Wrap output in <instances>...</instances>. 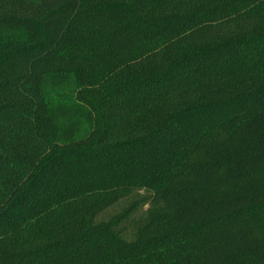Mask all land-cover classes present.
<instances>
[{"label": "trees", "instance_id": "obj_1", "mask_svg": "<svg viewBox=\"0 0 264 264\" xmlns=\"http://www.w3.org/2000/svg\"><path fill=\"white\" fill-rule=\"evenodd\" d=\"M0 264H264V0H0Z\"/></svg>", "mask_w": 264, "mask_h": 264}]
</instances>
